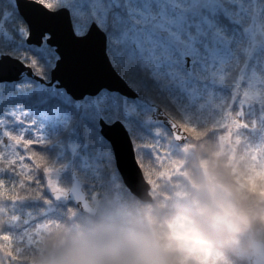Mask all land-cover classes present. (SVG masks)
<instances>
[{"label":"trees","instance_id":"obj_1","mask_svg":"<svg viewBox=\"0 0 264 264\" xmlns=\"http://www.w3.org/2000/svg\"><path fill=\"white\" fill-rule=\"evenodd\" d=\"M5 12L12 13L7 20ZM257 22L264 28V16ZM25 31L11 0H0V53L19 58L48 80L56 56L41 59L32 50L35 46L25 43ZM261 39L264 43V35ZM249 44L250 38L237 47L239 60L223 74L227 86L238 81L247 55H253L251 65L261 58L250 51ZM38 86L29 78L0 83V136L5 133L16 144L11 147L0 138V182L9 193L0 196V235L11 238L0 243L9 244L14 254L13 258L0 252V264H51L70 238L135 233L150 235L160 244L174 239L178 225L194 237L189 243L195 245L200 264H247L242 242L264 239V178L250 164L254 132L241 125L239 132L231 133L220 125L226 120L224 107L229 97L225 85L217 91L221 104L216 108L204 93L195 96L198 104L186 101L189 98L177 80L163 81L159 91L147 94L149 102L159 104L185 126L187 142L193 146L189 152L179 150L162 124H152L151 134L139 128L135 121H143L147 109L133 112L131 129L136 134L133 130L131 134L138 162L151 185L150 203L140 202L124 187L98 126L81 116L79 109L85 101L75 102L53 86L47 90ZM236 119L243 122L239 116ZM222 135L229 136L230 143L222 144ZM62 167L66 172L60 187L70 184L69 171L74 170L88 194L98 193L108 209L101 205L98 215L90 217L69 201L55 203L47 170ZM12 194L17 199H11ZM240 223L246 227L235 232L234 226Z\"/></svg>","mask_w":264,"mask_h":264},{"label":"snow or ice","instance_id":"obj_2","mask_svg":"<svg viewBox=\"0 0 264 264\" xmlns=\"http://www.w3.org/2000/svg\"><path fill=\"white\" fill-rule=\"evenodd\" d=\"M55 3V10L52 8ZM28 25L25 43L41 59L56 56L52 71L90 75L101 67L111 81L82 94L79 111L89 124L123 127L133 112L150 110L148 93L166 80L207 86L210 71L239 57L236 45L249 41L252 26L264 16V0H11ZM31 16L24 15V6ZM47 5V6H46ZM12 13L5 12L7 20ZM14 23V21H12ZM257 57L264 50H257ZM102 56V63L100 57ZM0 56V77L6 70ZM253 62L249 54L248 64ZM23 65V64H21ZM27 65L16 70L26 72ZM158 110V109H157ZM14 114V113H13ZM113 117L111 123L109 118ZM12 165L16 162L12 161ZM9 195L0 182V196ZM11 199H17L12 194ZM7 234L0 241H9ZM0 252L14 258L9 244Z\"/></svg>","mask_w":264,"mask_h":264},{"label":"water","instance_id":"obj_3","mask_svg":"<svg viewBox=\"0 0 264 264\" xmlns=\"http://www.w3.org/2000/svg\"><path fill=\"white\" fill-rule=\"evenodd\" d=\"M50 10L54 11L55 9ZM32 11L33 10L27 5L24 6L25 16H31ZM21 18L27 25L25 19L23 17ZM28 32L29 29L27 25L26 39L28 38ZM0 56L11 55L2 54ZM100 59L102 63V56ZM5 63L6 68L9 70H6L4 75L0 77V82L19 81L23 77L27 76L39 81L40 83H45L48 86H51L55 83L54 85L57 88L65 89L67 94L70 95L74 100H81L80 97L82 94L89 93L99 85L109 83L112 79L110 72L104 67H101L98 71L87 76L77 73L70 74L63 69L53 72L51 69L50 80L49 82H45L44 79L38 77L29 66H27L26 72H20L17 74L16 70L22 68L23 65H25L18 58H15V60H6ZM149 120L151 122H160L166 125L170 129L174 139L179 143H183L188 137L186 131L182 129L156 104H153L151 107V116ZM102 137L112 147L115 165L123 184L129 190V192H131L140 201L150 202L152 200L150 195V184L144 178L143 172L136 160L133 144L125 127L107 128L105 129V135ZM72 179L73 183L66 193L55 192L53 193V197L59 202L63 201L65 198H68L82 213L88 214L92 217L96 216L98 209L94 207L89 201L80 180L75 176V174H73ZM252 243L259 249V254L255 256L250 254V264H264V241L253 240Z\"/></svg>","mask_w":264,"mask_h":264},{"label":"clouds","instance_id":"obj_4","mask_svg":"<svg viewBox=\"0 0 264 264\" xmlns=\"http://www.w3.org/2000/svg\"><path fill=\"white\" fill-rule=\"evenodd\" d=\"M246 225L234 226L235 232ZM174 239L158 244L150 235L125 233L89 238H70L60 248L51 264H200V255L189 243L194 237L188 229L176 228ZM243 251L258 255L259 249L250 240L241 244Z\"/></svg>","mask_w":264,"mask_h":264},{"label":"rangeland","instance_id":"obj_5","mask_svg":"<svg viewBox=\"0 0 264 264\" xmlns=\"http://www.w3.org/2000/svg\"><path fill=\"white\" fill-rule=\"evenodd\" d=\"M252 27H253L252 33L250 34V37H249L252 41L250 43V47H252V43H254L255 46L259 44V42H260L259 39L261 37V33H262V31H264V28L262 27V25L258 24V22H256V24L253 25ZM259 46H261V45H259ZM250 51H251V49H250ZM220 72H221V70L218 69L216 71H211L210 74L208 73V75L206 77V80L208 81L207 86H204V85L199 84V83H194V85H195L194 90H197V92L195 93V96H197L199 93H204V94L210 95L209 105L212 108H216L218 105L221 104L220 100L217 99L218 98L217 90H223V88H220V89H218V88L221 86H224V84H226V83H224L222 81H218V82H216V84L210 85L209 84V81H210L209 78H212L213 80H215L218 77ZM48 79H49V77H48ZM223 80H224V77H223ZM177 81L182 82V80H177ZM185 85H186V82H184V86ZM38 88L43 89V90H47V87L44 85H41V84H39ZM230 89H231V90H229L230 97L226 101L227 106L224 107V110H226V120L222 121L220 123V125L224 126L228 132H231V131L238 132L241 124L237 123L236 117L238 115L243 117L245 115V108L246 107L256 105L255 107H263L264 108V77H263V74L259 75L255 70H251V66H249L247 64V59H245L244 62L242 63V65L240 66V72L238 74V81L235 80V82L230 86ZM193 92H195V91H193ZM193 92L191 91V94ZM262 94H263V96H262ZM195 96H193L194 98L189 97V99H187L186 101H188V102L190 101L191 103L198 104L199 99H196ZM200 99H203V97H201ZM234 101H236L239 104L237 108L231 107L234 104L233 103ZM224 104H225V102H224ZM228 107L229 108L231 107L232 109L231 108L229 109ZM231 110H232V113L229 112ZM253 112L257 116H255L253 119H251V122L252 123L256 122L259 125V127L261 128V133H260V137L257 138L256 143L251 148L252 155H253L252 162L255 165V166H252V168L255 169L256 173H258L261 177L264 178V109H263V111L260 110L259 114L255 112V109L253 110ZM40 114L43 118H46L44 116V113H40ZM178 123L181 126L185 127L180 122H178ZM156 133H160V132H156ZM5 135L6 134L3 133L0 136V138L5 140ZM134 138L136 140L138 139L137 137H134ZM187 140H185L183 143L178 144L179 150H181L182 152H189V151L193 150V146L191 145V143L187 142ZM5 143L11 147L16 145L15 143H12L11 141L9 142L8 139H6ZM231 148H233V144L230 146V149ZM59 169L60 168L47 170V173H48L47 177L49 178L48 179V189H49L51 195H53V193L59 192L61 190L65 191L66 188L68 187V185L66 187H60L59 184H62L65 180V177L62 174L66 172V169L64 168V171H62V172H60ZM68 171H69V168H68ZM92 182L93 181L89 179V183H92ZM95 188L96 187H90V189H93V190ZM86 193H87L88 197L90 198V200L92 201V203L96 207H101V205H102L103 210L106 211V209H108L107 203H105V200L103 198L99 197L98 193L95 192V193H92L91 195L88 194V191H86ZM176 228L186 229L184 225H182V226L178 225L175 227V229ZM50 257L51 258L54 257V254L52 252L50 253Z\"/></svg>","mask_w":264,"mask_h":264}]
</instances>
